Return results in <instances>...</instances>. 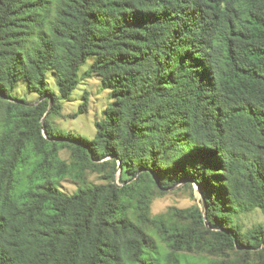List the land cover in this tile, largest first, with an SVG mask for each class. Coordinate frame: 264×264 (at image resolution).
<instances>
[{
	"label": "trees",
	"instance_id": "1",
	"mask_svg": "<svg viewBox=\"0 0 264 264\" xmlns=\"http://www.w3.org/2000/svg\"><path fill=\"white\" fill-rule=\"evenodd\" d=\"M88 56L113 98L91 139L48 121ZM20 80L35 102L13 96ZM99 165L108 182L84 181ZM182 180L205 214L176 228L149 205ZM254 209L264 0H0V264H264V225L236 220Z\"/></svg>",
	"mask_w": 264,
	"mask_h": 264
},
{
	"label": "rangeland",
	"instance_id": "2",
	"mask_svg": "<svg viewBox=\"0 0 264 264\" xmlns=\"http://www.w3.org/2000/svg\"><path fill=\"white\" fill-rule=\"evenodd\" d=\"M92 64V56H88L86 61L78 70V82L66 99H60V111L58 114H52L48 117L49 124L57 132L67 134L72 133L80 135L86 139H91L95 133V121L103 116L104 109L113 102L111 92L106 88L101 79L95 74H88ZM49 87L58 95V87L55 77L51 71L47 73ZM12 94L15 97L22 98L30 103L36 101V94L29 92L26 83L20 80L13 88ZM85 105L86 111L78 112L79 107ZM59 155L62 159L70 161L69 150L63 148ZM100 160L98 162H102ZM110 165H99L97 167L86 168L83 173V180L93 184H105L110 175ZM119 171L114 172V182H119ZM188 180H182L178 183L153 191L150 201V214L155 216H166L162 219L165 224L171 227L180 228L185 223L190 222V217L195 207L203 209L201 194L195 184H187ZM59 189L63 193L72 194L78 183L72 177H66L59 183ZM242 230L256 225H264V213L259 209H254L242 213L236 217Z\"/></svg>",
	"mask_w": 264,
	"mask_h": 264
},
{
	"label": "water",
	"instance_id": "3",
	"mask_svg": "<svg viewBox=\"0 0 264 264\" xmlns=\"http://www.w3.org/2000/svg\"><path fill=\"white\" fill-rule=\"evenodd\" d=\"M45 115H46V114H45ZM202 213L205 214V208H204V206H203V209H202Z\"/></svg>",
	"mask_w": 264,
	"mask_h": 264
}]
</instances>
